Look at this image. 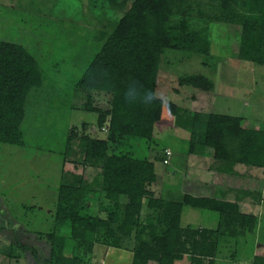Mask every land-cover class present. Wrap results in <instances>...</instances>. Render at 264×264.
<instances>
[{"label": "trees", "instance_id": "obj_1", "mask_svg": "<svg viewBox=\"0 0 264 264\" xmlns=\"http://www.w3.org/2000/svg\"><path fill=\"white\" fill-rule=\"evenodd\" d=\"M101 2L122 15L111 32H98L101 48L77 81L81 89L110 96V106L104 110L92 105L91 93L87 102L98 113L100 129L109 122L106 137L84 134L80 139L85 167L99 171L93 182L77 173L72 180L63 175L54 230L36 232L49 248L47 255L41 257L35 246L21 247L43 264H94L92 256L101 245L131 247V264H216L223 238L255 234L258 217L243 213L237 201L189 193L181 200L162 197L152 189L157 181L154 160L138 156L135 148L140 144L151 149L169 121L190 129L189 153L212 151L218 171L234 173L237 164L264 168V124L248 127L239 115L191 113L158 95L151 106L130 104L124 91L135 80L157 94L164 50L210 55L213 24L238 27V51L233 56L264 65V0ZM40 69L25 46L0 40L1 143L24 145L26 101L30 91L43 84ZM177 82L203 92L214 89V81L201 74H184ZM165 149L155 157L164 160ZM145 205L147 216L142 215ZM88 206L95 210L88 212ZM185 207L218 213L217 226H182ZM64 225H69V235L60 234ZM252 264H264V255H255Z\"/></svg>", "mask_w": 264, "mask_h": 264}, {"label": "rangeland", "instance_id": "obj_2", "mask_svg": "<svg viewBox=\"0 0 264 264\" xmlns=\"http://www.w3.org/2000/svg\"><path fill=\"white\" fill-rule=\"evenodd\" d=\"M106 6L101 0H0V40L25 46L37 58L43 79L27 97L21 127L24 145L0 142V264H43L33 261L21 245L35 246L41 257L48 254L36 232L54 230L63 175L72 180L77 173L93 182L98 174V167H85L80 139L84 134L106 137L109 122L100 129L98 113L87 102L91 93L92 105L104 110L110 106V96L81 89L77 81L101 48L98 32H111L122 15ZM211 31L210 55L164 50L157 95L191 113L239 115L248 127L264 124V65L233 56L238 51V27L213 24ZM184 74L205 75L214 81V89L203 92L181 86L177 79ZM189 133V128L165 121L151 149L140 144L135 148L138 156L154 160L157 181L152 189L166 199L181 200L189 189L188 160L210 162L200 153L189 155ZM164 148L172 152L168 164L155 157ZM210 154L207 150L205 156ZM93 210L94 206L87 207L88 212ZM259 212L262 228L247 237H224L216 264H252L254 251L264 254V199ZM148 213L145 205L142 215ZM218 221V213L206 209L185 207L182 215V226L214 228ZM69 233V225H64L60 234ZM132 255L131 247L101 245L92 260L131 264Z\"/></svg>", "mask_w": 264, "mask_h": 264}, {"label": "crops", "instance_id": "obj_3", "mask_svg": "<svg viewBox=\"0 0 264 264\" xmlns=\"http://www.w3.org/2000/svg\"><path fill=\"white\" fill-rule=\"evenodd\" d=\"M205 155L202 156L209 163L200 162L198 159L190 162L188 160L186 176L189 189L184 190V194L237 201L243 213L258 217L257 233L262 228L259 210L264 199V168L237 164L234 173L221 172L214 169L217 163L212 154L209 157ZM255 255L264 254L254 251L253 257Z\"/></svg>", "mask_w": 264, "mask_h": 264}, {"label": "clouds", "instance_id": "obj_4", "mask_svg": "<svg viewBox=\"0 0 264 264\" xmlns=\"http://www.w3.org/2000/svg\"><path fill=\"white\" fill-rule=\"evenodd\" d=\"M158 99L157 94L150 89H144L137 81H131L124 91V100L127 103H141L151 106Z\"/></svg>", "mask_w": 264, "mask_h": 264}, {"label": "built area", "instance_id": "obj_5", "mask_svg": "<svg viewBox=\"0 0 264 264\" xmlns=\"http://www.w3.org/2000/svg\"><path fill=\"white\" fill-rule=\"evenodd\" d=\"M165 153H166V157L163 160V163L168 164L169 163V157L172 155V152L170 149H165Z\"/></svg>", "mask_w": 264, "mask_h": 264}]
</instances>
